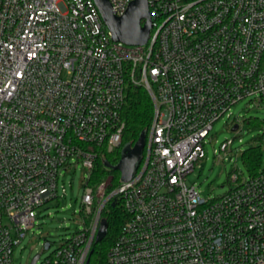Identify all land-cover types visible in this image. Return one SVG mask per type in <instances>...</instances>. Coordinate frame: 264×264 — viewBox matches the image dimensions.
<instances>
[{"label": "built area", "instance_id": "2783aa9c", "mask_svg": "<svg viewBox=\"0 0 264 264\" xmlns=\"http://www.w3.org/2000/svg\"><path fill=\"white\" fill-rule=\"evenodd\" d=\"M108 1L122 16L133 0ZM148 5V41L126 45L94 0H0V264H14L37 209L59 198L60 169L81 164L88 179L96 149L121 146L129 82L147 89L154 112L137 172L113 193L129 219L107 264H264V168L234 173L217 198L187 183L214 124L226 116L239 131L232 107L264 106V0ZM93 196L86 186L87 215ZM101 209L34 264H85Z\"/></svg>", "mask_w": 264, "mask_h": 264}, {"label": "rangeland", "instance_id": "374dc122", "mask_svg": "<svg viewBox=\"0 0 264 264\" xmlns=\"http://www.w3.org/2000/svg\"><path fill=\"white\" fill-rule=\"evenodd\" d=\"M231 112L233 117L239 119V131L231 130V119L228 120L226 116L217 121L212 130L213 136L205 147L206 157L196 164L194 171L187 177V183L195 185L205 199L217 198L235 186L231 180L234 173L239 174L242 180L251 177L242 157L245 150L259 147L262 152L260 169L264 168V106H257L246 99L232 107ZM254 120L256 122H252ZM225 140H233L227 151L215 152ZM87 176L88 171L81 164L74 169H60L59 198L37 209L36 225L28 230L25 238L16 247L14 264H31L37 254H41L40 260L46 258L62 242L84 229V217L87 225L92 223L96 212L114 196V191L106 195V184H101L94 192L90 215H87L82 202ZM62 185L66 188L65 193L61 191ZM103 233L104 227L101 225L96 237ZM45 241L52 244L48 250H43Z\"/></svg>", "mask_w": 264, "mask_h": 264}, {"label": "trees", "instance_id": "16d2710c", "mask_svg": "<svg viewBox=\"0 0 264 264\" xmlns=\"http://www.w3.org/2000/svg\"><path fill=\"white\" fill-rule=\"evenodd\" d=\"M153 112V101L147 89L131 82L127 83L125 101L121 111V119L125 124L122 132V143L113 153L106 152L103 147L96 149L98 156L90 177L86 181V186L92 188L93 192H96V189L103 183L106 184V195L119 188L121 185L120 171L108 168L106 163L116 165L126 144L134 145L142 132L148 135ZM252 122H256V120ZM248 123L251 124L250 122ZM242 157L251 176L256 175L261 166V149L259 147H251L242 153ZM101 211V219L106 221L107 231L100 241L95 242L94 239L88 255L89 264H107L108 251L129 219V214L125 210L122 197L119 194L112 196Z\"/></svg>", "mask_w": 264, "mask_h": 264}, {"label": "water", "instance_id": "95a60500", "mask_svg": "<svg viewBox=\"0 0 264 264\" xmlns=\"http://www.w3.org/2000/svg\"><path fill=\"white\" fill-rule=\"evenodd\" d=\"M94 2L99 9L104 23L111 31L113 40L120 41L126 45H143L148 41L151 31L148 0H133L122 16L113 14L108 0H94ZM237 128L238 125H235L233 130ZM145 146L146 133L142 132L134 145L126 144L123 147L121 158L116 165L106 163V166L120 171L121 182L130 181L141 164ZM101 225L104 227V233L95 237V242L100 241L106 234L107 223L104 219L100 220L99 227ZM38 257L39 254L33 258L31 264H34ZM85 264H89L88 258Z\"/></svg>", "mask_w": 264, "mask_h": 264}]
</instances>
